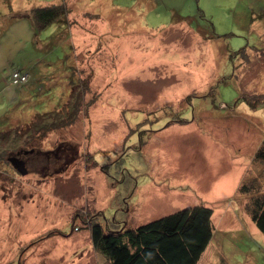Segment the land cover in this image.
<instances>
[{
    "label": "rangeland",
    "instance_id": "rangeland-1",
    "mask_svg": "<svg viewBox=\"0 0 264 264\" xmlns=\"http://www.w3.org/2000/svg\"><path fill=\"white\" fill-rule=\"evenodd\" d=\"M62 2L77 29L67 39L64 25L42 31L41 50L31 53L41 64L50 54L51 67H40L42 80L38 73L14 86L35 94L0 118V264H110L94 248V223L133 228L202 202L217 229L198 264H264V233L241 213L252 194L240 191L256 176L264 192V161L255 158L264 99L253 98L264 94V0L180 1L177 10L166 0H0V38L19 21L10 18L24 21L32 7ZM179 15L209 27L205 37ZM28 52L10 54V69L21 57L32 60ZM72 75L90 78V106L72 124L38 135L35 113L67 100ZM44 80L49 89L40 93ZM70 143L79 157L68 164L77 151ZM9 156L24 159L27 174ZM229 199L237 210L225 215Z\"/></svg>",
    "mask_w": 264,
    "mask_h": 264
},
{
    "label": "trees",
    "instance_id": "trees-1",
    "mask_svg": "<svg viewBox=\"0 0 264 264\" xmlns=\"http://www.w3.org/2000/svg\"><path fill=\"white\" fill-rule=\"evenodd\" d=\"M10 8H13L12 3H10ZM70 12V7L64 2L61 4L32 7L27 15L28 19L26 18V20L29 22L30 28L33 31V39L30 45L26 46V44H23L25 45V50H23L20 55L24 54L26 50H29L30 52L25 55L32 58L35 53H31V47H34L36 50H41L40 45L37 44L41 41L38 40V36L43 30L52 25L58 24L59 26H67V30L69 29L70 33ZM10 20L17 21L20 19L10 18ZM67 30L65 32L66 39L71 37V34H69ZM5 33H7V30L2 33V36ZM42 40H44V38H42ZM45 40H48V38ZM71 44L72 49H74L73 43ZM46 46H48V44ZM49 55L50 54L46 56L47 62L43 64H41L40 58L35 55L32 60L21 57L19 65L16 67L14 61L13 68L22 74L30 75L28 79L30 81L31 78L33 79V77H31L32 68L38 72L41 66H51L49 63L53 61L51 62L50 59L48 60V58H50ZM25 63L29 64V67L24 66ZM69 79L71 89L67 100L52 110L42 111L38 109L35 113V119L32 121L31 129L38 133V135L44 137L52 128L55 129L72 124L77 120L76 118L79 113H81V111L83 112L87 105L88 107L90 106L89 101L86 100V90L89 87L90 78L88 76H79L76 78L72 75ZM28 80L23 83L29 82ZM38 80H42V78ZM21 83L22 82H15L14 85L17 87ZM37 84L39 85V83ZM43 88L44 87H40V92L43 91ZM255 97H257V100H262L264 99V94L255 95L253 98ZM253 98L246 97V101L252 103ZM85 100L88 103H86ZM90 102L92 103V101ZM26 130L27 128H25V131ZM23 132L24 131L18 132L16 130V133L19 134ZM25 144L27 145L30 143L24 142L23 145ZM26 145L24 147H26ZM74 147L77 150L75 144L72 146V143H70L68 146V148L73 149ZM57 148L60 152L63 150L62 145ZM26 152H28L29 155L34 154V150ZM43 153L50 157L51 153L56 154L57 151H43ZM73 153L74 154L69 157L68 164L79 157L78 150ZM87 155L92 159L94 157L92 153ZM255 158L264 161V143L256 152ZM259 185L260 182L257 177L251 176L242 183L240 191L247 195L249 193L252 194L245 207L257 227L264 233V192L260 191ZM212 215V207L199 204L176 210L170 214L158 217L133 228L116 231L112 229L108 231L101 223L96 222L91 227L92 241L94 248L102 253L110 264H198L214 234Z\"/></svg>",
    "mask_w": 264,
    "mask_h": 264
},
{
    "label": "crops",
    "instance_id": "crops-1",
    "mask_svg": "<svg viewBox=\"0 0 264 264\" xmlns=\"http://www.w3.org/2000/svg\"><path fill=\"white\" fill-rule=\"evenodd\" d=\"M159 1V0H158ZM180 1H183V2H187V1H189V0H166V2H167V5H165V6H167V9H173V10H177L176 9V4H178V6H179V4H180ZM151 6L149 7L150 8V10H153V9H155L157 6H158V3L157 4H150ZM155 5V6H154ZM159 7V6H158ZM180 7V6H179ZM180 8H182V7H180ZM180 16V18L182 19V18H184L185 20H187V21H185L186 23H188V28L189 29H191V30H193V31H195V32H201V34H203L204 35V37H205V34H206V32H208L209 31V27H204V26H200L199 28H196V27H193L190 23H189V19L188 18H185L184 16H182V15H179ZM172 22H174V21H172ZM171 22V23H172ZM22 28L23 30H24V32L26 33V38H25V40H24V36L23 35H21V34H19L18 33V28ZM168 27V25L167 26H163L162 28H167ZM77 28H71L70 29V33H69V29L67 30V32L69 33V34H72V33H74V30H76ZM213 30V29H212ZM33 31H32V29L30 28V25H29V22L27 21V20H24V21H21V20H19L17 23H15V24H13V25H11L10 27H9V29H7V33H5L2 37H1V41H0V118H1V116H2V112H6L7 111V109H9L10 110V106L12 105V103L14 102V101H17V100H20V101H24V97H26L25 95L26 94H30V95H34L35 94V92L32 90V89H30L29 88V91L27 90L28 88L27 87H23L22 88V92L20 93V94H17L18 93V91H20V90H18L17 91V88L16 87H14V86H16V85H14V84H12L11 82H10V80H11V78H10V74H11V71H13V70H15V68H11L10 69V65H9V63L8 62H10V54H12V55H17V56H20V53L23 51V50H25L24 49V46L25 45H23V44H25V43H22L23 42V40L27 43V42H31L32 43V39H33ZM75 36L77 37V33H76V31H75ZM72 43H73V39H72ZM74 44V43H73ZM18 45V46H17ZM23 45V46H22ZM27 45H29V44H27ZM12 47V48H11ZM11 49V50H10ZM19 52V53H18ZM49 63V62H48ZM25 64H27V63H25ZM24 64V66H26V67H29V64H27V65H25ZM49 64H51V63H49ZM47 67H51L50 65H48ZM46 68V67H45ZM49 68H47V69H49ZM41 69V68H40ZM38 73H40L39 74V78H42V75L44 76L45 75V72L43 71V72H37V71H35L34 70V68H32V70H31V77H33V79L31 78V81L32 80H35V79H37V74ZM52 76H50L49 78H51ZM44 78V77H43ZM30 83H33V82H30ZM44 84H45V80H44ZM39 85H41V84H39ZM45 87L43 88V91L42 92H44V91H46V90H48L49 89V87L47 86V83L44 85ZM38 90L39 89H37V91H36V93H38ZM41 93V92H40ZM50 93H48V94H45V95H49ZM7 108V109H6ZM254 157V156H253ZM253 157H252V159H253ZM251 159V160H252ZM242 160H239L238 159V161H236L235 162V164L236 165H239V170H241L240 172H239V177H238V179L237 180H239V178H241L240 177V174H242L243 172H242ZM227 178V175H224V176H222V177H219V179L215 182V185L217 184H219L220 182H222L223 180H225ZM242 180V179H241ZM214 185V186H215ZM213 186V187H214ZM239 189V188H238ZM244 196H245V194H244ZM223 197H226V195H224ZM246 197H247V195H246ZM245 197V198H246ZM241 201V200H240ZM245 203V202H244ZM202 204H205V205H207V202H202ZM207 206H209V205H207ZM241 206H242V204H241ZM212 207V206H211ZM244 207H245V205H244ZM244 207L243 208H241V213L243 212H248V210L247 209H244ZM237 203H235V201L234 200H232V199H229L226 203H225V205H224V212L225 213H227V212H235L237 209ZM246 208V207H245ZM239 209V208H238ZM249 213V212H248ZM228 214H231V213H227V214H225V215H228ZM250 214V213H249ZM224 215V216H225ZM221 214H220V218H221ZM214 218H215V216H214ZM214 218H213V215H212V221L214 220ZM213 225H214V229H217V225L213 222ZM253 227H255V226H253ZM255 229H256V231H258V229L255 227ZM211 242L212 241H210V243H209V245L211 244ZM208 245V246H209ZM208 248V247H207ZM204 254V253H203ZM203 256V255H202ZM202 258V257H201ZM201 260V259H200ZM200 262V261H199Z\"/></svg>",
    "mask_w": 264,
    "mask_h": 264
},
{
    "label": "water",
    "instance_id": "water-1",
    "mask_svg": "<svg viewBox=\"0 0 264 264\" xmlns=\"http://www.w3.org/2000/svg\"><path fill=\"white\" fill-rule=\"evenodd\" d=\"M8 160L11 161L13 166L21 173L27 174L26 161L20 157H8Z\"/></svg>",
    "mask_w": 264,
    "mask_h": 264
},
{
    "label": "built area",
    "instance_id": "built-area-1",
    "mask_svg": "<svg viewBox=\"0 0 264 264\" xmlns=\"http://www.w3.org/2000/svg\"><path fill=\"white\" fill-rule=\"evenodd\" d=\"M16 74H17L16 75L17 78L12 75V79H13L14 82L20 81V82L23 83V82H25V81H27L29 79L28 74H22L19 71L16 72Z\"/></svg>",
    "mask_w": 264,
    "mask_h": 264
}]
</instances>
